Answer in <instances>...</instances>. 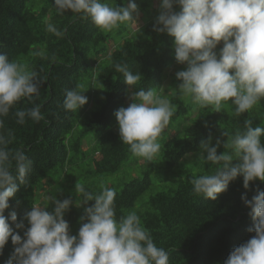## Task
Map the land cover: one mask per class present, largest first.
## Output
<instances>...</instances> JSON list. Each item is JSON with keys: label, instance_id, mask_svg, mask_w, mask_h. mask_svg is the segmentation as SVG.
I'll list each match as a JSON object with an SVG mask.
<instances>
[{"label": "trees", "instance_id": "obj_1", "mask_svg": "<svg viewBox=\"0 0 264 264\" xmlns=\"http://www.w3.org/2000/svg\"><path fill=\"white\" fill-rule=\"evenodd\" d=\"M104 2L124 6V0ZM136 2L141 15L137 30L133 24L138 22H126L101 31L90 19L71 13L60 15L54 0H0V53L26 64L45 81L35 101L42 105L44 119L38 123L28 120L23 125L16 122L18 108L33 107L26 99L3 118L4 130H12L15 137L10 147L22 148L32 160L28 186H19L4 215L13 230L19 231L11 223L10 212H16L17 222L32 203L49 205L51 212L55 206L47 198L53 195L71 197L79 206L78 182L93 192L103 184L116 190L117 217L135 210L157 246L169 252V264H224L235 247L254 235L248 231L254 222L242 196L251 199L257 188L264 190V182L257 180L245 189L241 177L216 201L206 200L194 193L190 181L214 172L216 166L186 154L198 152L201 141L209 135L215 143L221 134L226 138L242 130L245 119H251L254 127L264 126V100L250 114L237 117L230 102L214 112L175 94L173 88L179 84L175 74L183 66L175 61L173 40L153 31L159 0ZM46 23L54 24L65 35L61 38L48 33ZM39 52L47 58L37 55ZM116 63L142 73L137 90L155 88L175 106L161 134V152L151 162L133 156L120 140L114 113L127 107L130 100ZM76 87L85 90L88 103L80 111H65V93ZM187 115L192 122L182 132L177 131L176 125ZM223 151L219 149L220 154ZM61 188L63 196L57 191ZM82 215L83 208L75 206L65 214L73 235L78 233ZM19 234L23 238V232ZM13 251L9 239L0 264H5Z\"/></svg>", "mask_w": 264, "mask_h": 264}, {"label": "clouds", "instance_id": "obj_2", "mask_svg": "<svg viewBox=\"0 0 264 264\" xmlns=\"http://www.w3.org/2000/svg\"><path fill=\"white\" fill-rule=\"evenodd\" d=\"M54 5L60 15L90 19L101 31L138 22L140 15L136 0H124V6L116 7L104 0H54ZM46 31L65 35L52 23H46ZM153 31L173 40L175 61L183 66L175 74L179 84L173 92L181 98L214 112L230 102L237 117L250 114L264 100V0H159ZM37 55L47 58L44 52ZM115 70L123 74L130 100L114 113L120 140L133 156L151 162L161 152V134L175 106L155 88L137 90L141 72L120 63ZM44 82L26 64L0 53V256L9 239L14 245L5 264H169V252L157 246L135 210L117 217L116 190L103 184L93 192L78 182L79 206L71 197L53 195L47 198L55 206L51 212L49 205L32 203L19 222L16 212H10L11 223L23 238L10 226L4 213L19 186H28L32 160L22 148L10 147L15 137L12 130H4L3 118L26 99L33 107L18 108L16 122L44 119L42 105L35 102ZM84 93L79 87L67 90L63 109L80 111L88 103ZM262 138L264 126L254 127L251 119H245L243 129L233 135L221 134L215 143L211 135L202 140L199 151L186 157L195 156L216 170L191 179L194 193L216 201L238 178H243L245 189L257 180L264 182ZM57 191L63 196L62 188ZM242 201L250 210L254 227L248 231L254 235L235 247L224 264H264V190L257 188L251 199L243 195ZM73 206L83 208L76 235L65 219Z\"/></svg>", "mask_w": 264, "mask_h": 264}, {"label": "rangeland", "instance_id": "obj_3", "mask_svg": "<svg viewBox=\"0 0 264 264\" xmlns=\"http://www.w3.org/2000/svg\"><path fill=\"white\" fill-rule=\"evenodd\" d=\"M141 19V15H139V18H138V24L135 23L133 24V28L135 30H137V28L141 25V23L139 22ZM81 91L85 92V90L81 89ZM85 94V93H84ZM192 117L190 115H187L185 116V118L176 125V128H177V131L179 132H182L191 122H192ZM188 158H191V157H188ZM159 172L155 173L153 175V177L155 178V180H158V178L156 179V177L158 176Z\"/></svg>", "mask_w": 264, "mask_h": 264}]
</instances>
